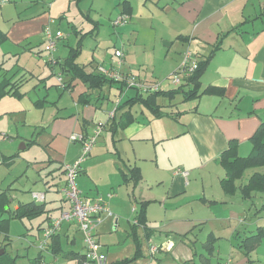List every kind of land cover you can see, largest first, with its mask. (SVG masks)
<instances>
[{
    "label": "crops",
    "instance_id": "1",
    "mask_svg": "<svg viewBox=\"0 0 264 264\" xmlns=\"http://www.w3.org/2000/svg\"><path fill=\"white\" fill-rule=\"evenodd\" d=\"M70 1L52 2L49 6L51 10L41 13L36 10L34 15L14 20L6 31L0 29V38H3L0 44L8 43L7 49L0 52V64L4 66L5 52L17 50L27 42L33 45L30 38L41 34L44 24L51 23L49 19L51 14L58 19L63 18L65 8L71 5ZM122 1L75 2L76 5L82 3L81 8L84 10L99 15L105 13L115 18L125 13ZM128 1L131 6L128 20L118 26L111 23L113 31L117 33H115L117 37L111 41L112 48H119L123 53L122 57H116L113 50L103 62L97 61L95 58L97 45L94 44L95 49H92L93 44L86 50L82 48L84 33L74 29L76 35L80 33L78 38H75V46L64 47L65 55L56 48L54 50L56 54L53 53L55 58L63 63L64 58L71 54V48L79 46L75 61L85 65L87 72L97 71V65H112L122 72L135 75L142 82L158 83L159 89L163 82L168 81L172 86L165 89H171L178 87L182 82L180 80L176 84L170 78L172 74L178 72L185 50H190L197 55L198 60H201L212 53L213 45L219 40L220 48L216 49L208 60L200 81L202 88L213 85L222 87L224 92L204 93L197 98L186 100L181 94L171 99L164 97L168 102L163 96H159L157 102L162 105V109L178 113L177 119L168 116L154 118L144 107L135 104L131 107L135 120L113 132L107 125L111 121L110 112L118 119L126 109L121 103L136 94V89L123 86L119 82L110 84L111 87L107 89L109 96L114 98V107L107 109L101 104V111L96 108L98 106L96 104L105 96L104 88L107 86L92 90V101L83 105L78 102L79 97L89 90L78 79L71 81L69 89H63L71 99L69 104L60 102L63 96L59 91H55L61 96L58 101L47 99V93L37 99L28 96V100L24 101L26 95H29L26 91L19 99L12 96L2 97L0 180L2 178L4 182H8L4 188L0 187V192L8 190L9 211L16 209L21 202L34 201L43 203L46 212L30 219V227L27 226L26 233L20 237L22 245L15 249L17 254L7 251L12 243L8 234L10 224L12 220L18 218L10 219L7 231L0 233V246L4 242L6 244L0 247V251L3 250L0 255L5 250L6 259L16 257L18 264V256L29 255L32 250H36L37 254L35 251V256L29 259L30 264L43 263L46 255H53L52 260L59 263L57 253L78 264V256L83 254L84 246L81 232L73 221L64 222L58 233L48 240L44 249L40 250L37 245L42 237L43 228L69 206L62 193L65 185L64 164L74 162L80 153L79 142L71 141L69 136L84 130L89 134L97 122H103L106 124L96 143L80 164L76 184L82 196L89 199L98 197L105 199L113 213L108 216L102 212L100 214L102 220L95 229L100 243L99 250L106 256L108 264L133 257L138 243V251L140 248L144 249V242L148 243L147 249L153 256L160 250L158 247L154 252L150 250L154 238L148 224L149 204L158 198L168 213V220L175 219L193 224V227H186V232L182 233L184 237L197 225L205 227L206 224H213V228L208 230L206 240L203 241L198 263L195 259H190L189 264H211L212 259L217 257V264H224L228 260L229 264H264V251H260L261 245L264 244V233L259 244L248 255L245 254L243 239L256 233V230L246 227L254 223L245 224L242 214L244 199L240 194L241 200L236 196L237 192L228 195L221 187L220 179L224 176L225 170L218 160L232 142L236 144L240 156L247 155L251 149L250 138L264 121V0ZM24 3L25 9L32 10L37 0H23L22 4ZM239 23L241 25L234 29ZM97 24L99 23L94 21L92 33ZM58 43H64V39ZM27 48L29 49L24 48L20 56L16 57L18 62L24 58L25 71L32 73L28 79L43 81L53 75L55 66L40 59L41 55L38 53L41 54V50ZM83 51L90 54L86 59H80ZM32 55L38 59L32 58ZM98 55L100 56L101 52ZM120 60L121 64L117 65L116 62ZM25 71L24 73L29 75ZM178 76L180 79L184 77L183 74ZM62 77L63 82L69 81V76L62 74ZM114 84L115 88L112 87ZM49 103L53 106L51 110L45 106L50 105ZM15 112L19 116L17 118L19 123L30 127L33 125L35 130L30 138L36 136L34 145L41 146L44 154V159L34 161L32 164L31 169L35 174L31 176L26 174L23 189L16 186L13 179L18 173L13 174L10 169L18 164L16 159H19V150H22L20 147L17 149L16 145L24 141L27 147L26 143L30 138L25 139L26 137H23L25 133H19L17 129L15 137L10 135L12 130L8 121ZM102 117L103 119H98ZM12 123L16 127V119L12 120ZM133 166L139 167L142 174L147 172L148 177L153 174L150 186L161 187L165 194L158 195V198L156 195L152 197L143 195L138 185L143 180L142 174L136 186L123 183L120 172ZM58 193L60 199L56 197ZM141 202H145V227L135 219L136 210ZM10 203L15 204L13 209L9 207ZM1 217H8V213L2 214ZM23 219L25 218L20 220ZM256 226L264 228V225ZM39 230L41 235L37 237L38 232L35 231ZM133 236H136L137 241ZM125 247L130 250L127 256L122 255ZM167 249L169 248L166 247ZM223 249L225 252L221 254ZM54 250L57 253H54ZM234 250L243 254L241 262L225 260L229 255L232 257ZM146 251L148 254V250ZM74 253L78 256L74 257ZM182 259L183 257L179 256L177 263L181 264ZM149 264H153L152 259Z\"/></svg>",
    "mask_w": 264,
    "mask_h": 264
},
{
    "label": "rangeland",
    "instance_id": "2",
    "mask_svg": "<svg viewBox=\"0 0 264 264\" xmlns=\"http://www.w3.org/2000/svg\"><path fill=\"white\" fill-rule=\"evenodd\" d=\"M6 1V0H5ZM23 0H9L6 2H1L0 1V29L3 31H6L10 24L14 23V20L17 19H23L24 17H27L28 15L30 16L31 14L35 13L36 10H39L41 13L43 11H48L51 10L49 7L50 4L57 2L58 0H37V4L34 5V8L31 9H25V3L22 4ZM35 1V0H33ZM51 1V2H48ZM76 0H71L69 3H71L70 6L66 7L64 12H63V18L58 19L57 16H54V14H51L50 20H51V25L53 26L52 29L55 30L57 27H60V30L64 34L61 39H64V43H58L57 49L59 48L60 51L65 55L64 52V47L68 48L69 45L75 46V41L80 35V33H84V37L82 39L83 46L82 48H86L92 45V49H95L94 44L97 45L96 48V54L95 58L96 60H101L100 62H103V59L108 58L110 53H113V50L115 51V48H112L111 41L113 40L115 36V31H113V27L111 24V21L113 20L114 17L108 14H94L91 11H87L81 8V4L76 5ZM15 5V6H14ZM54 11L55 8H54ZM34 15V14H33ZM53 15V16H52ZM57 15V14H55ZM116 18V17H115ZM48 19V21H49ZM47 21V22H48ZM94 21H97L99 24H97V28L91 32V29H93V23ZM46 22V21H45ZM74 29H79L81 32L76 35L74 33ZM117 34V33H116ZM119 35V34H118ZM77 37V38H76ZM120 38H123L119 36ZM76 38V39H75ZM60 39V40H61ZM44 38H43V33L38 34L36 36H33V38H30V42L34 43L33 45L29 44V42L24 43L19 47L17 50H9V52H5L3 56L5 57L4 59V67L7 68V74L8 75H13V78L20 76L21 74L24 73L25 69L23 66L24 58L19 60L17 57L20 56L21 51L25 49H29L27 47H31V49H37L41 50V57L44 62L48 61L50 57L55 58V52L53 51L52 53L46 51L44 49ZM121 41V39H119ZM117 41V38H115V42ZM59 42V41H58ZM114 43V42H113ZM8 43H6L7 45ZM5 44H0V52H4L6 48ZM55 48V49H56ZM4 49V50H3ZM99 52H101V55L99 56ZM55 53V54H53ZM90 54L87 51H83L82 55L80 56V59H86ZM17 56V57H16ZM1 57V56H0ZM31 57V56H30ZM102 57V58H101ZM32 58H36L34 55H32ZM57 59V58H55ZM106 62V61H105ZM48 64V63H47ZM51 65V64H49ZM49 65H46L48 68H51ZM52 66L54 67V74L50 75L47 77L45 80L40 81L39 79H28L25 84L22 85L21 90L26 91L29 93V95H26L24 101H27L28 96L31 97V99H37L43 97V94L47 93V99H57L61 96H63V99L60 102H67L68 104L71 102V99L68 98V93L66 91H63V86L62 83L57 80V75L61 74L60 71V66L59 64H54ZM29 73L28 71H25ZM27 76V74H25ZM173 74L171 75V81H172ZM63 78V77H62ZM107 87L104 88V97H101L96 105H98L96 108L100 110V105L102 104L103 107H107V109H111L114 107V98L110 97L108 94L107 89L111 86L106 85ZM115 84L112 86L115 88ZM172 85L168 82L165 81L161 85V89L165 88H170ZM55 91L62 92V95L59 96L58 93ZM129 92L131 93L132 90L130 89ZM163 99L168 102L166 98L163 97ZM57 103V102H56ZM50 104V103H49ZM46 109L51 110L53 109L52 104L48 105L45 104ZM31 111H34L33 109L30 108ZM15 112L12 116V118H9L8 125H10V128L12 130L10 135H13L15 137L16 135V129L18 130L19 133L23 132L25 133L23 137H26L25 139H29L33 131L35 130L33 125L32 127L28 125H24L22 122H18L17 118H19L18 114ZM26 113H28L26 111ZM16 119V127L15 124L12 123V120ZM98 119H103L98 118ZM24 144V141L18 142L16 145L17 149ZM22 150L20 151V157L19 159H16L17 163L14 165L10 171L15 174L14 176V181L16 183V186L20 187L23 189L25 186V181H26V174L28 175H33L35 174L33 169H31L32 164L34 161H38L41 159H44V154H43V149L41 146L34 145L33 143L28 145L25 148H20ZM6 153V152H5ZM26 157V158H23ZM79 157V156H78ZM30 160V162H27V160ZM258 170H264V168H257ZM255 169H248L245 173L244 176L240 181L244 182L247 180L250 173H252ZM7 172L8 169H5ZM142 174V173H141ZM147 172L146 174H142L143 180L140 184H138L142 191L143 195L146 196H154L158 198L160 194H165V190H163L161 187L157 186H150L149 182L150 179L154 176L153 174H150V176ZM11 180V179H10ZM7 182H4L3 179L1 178L0 180V187L4 188L5 185H7ZM77 183V180H76ZM155 183V182H154ZM21 194V193H19ZM59 194V193H58ZM239 200L240 196L239 193L237 192V195ZM58 199L61 198L60 194L56 196ZM160 198L156 201H152L149 204V217H148V224L149 227L153 231V242L150 244V247L153 245L158 247L160 250L157 251V253L153 256L149 254V249H147L148 243L144 242L143 248H140L137 255H135V258L132 263L134 264H149L151 259L153 260V264H178L177 259L179 256L183 257L181 264H189L190 259H195V262L198 263L200 254L202 252V244L203 241L206 240L207 233L209 232L208 230L210 228H213V224L209 223L206 224L205 227H201L200 225H197L194 230L190 231L186 237L182 235V233L186 232L185 229L186 227H193L192 223H189L187 221H179V220H168V213L163 207V203L160 202ZM244 201V206H243V211L242 214L245 218V224H250L254 223V225H250L249 227H246L247 229L252 228L253 231L256 230V225H264V209L261 208V205L264 203V196L260 193H254L253 196L250 199L243 200ZM241 202V201H240ZM9 207H12V209L15 207L14 203H10ZM23 222V223H22ZM35 222L33 221V225ZM30 227V219H23L21 221L20 219H14L12 220L10 224V229H9V236L11 237L12 243L11 246H9L7 251L9 250L13 254H17L16 248L19 249V247L22 245V242L20 240V237L26 233V227ZM35 230V227H34ZM243 230V229H242ZM252 231V232H253ZM36 233L38 232L39 237L40 230L35 231ZM192 232V233H191ZM194 241V242H192ZM156 243V244H155ZM152 245V246H151ZM166 247L169 249L166 250ZM148 250V254L147 251ZM19 251V250H17ZM35 251L32 250L29 255H23V256H18V264H30V258H33L35 256ZM260 251H264V244L261 245ZM142 252L144 254H142ZM225 252V249L222 250L221 254ZM130 250L125 247L122 250V255H129ZM37 254V251H36ZM220 254V255H221ZM3 254H1L2 256ZM3 256H7V254H4ZM53 256V255H52ZM51 255H46V260L43 262V264H75V261L72 259H69L63 254L57 253V256L60 260L59 263H55V261L52 260ZM153 256V257H152ZM220 257V256H219ZM228 259H233L232 262L237 263L241 262L243 259V254L240 251L234 250L231 255L227 256L225 260ZM230 260V261H231ZM218 257L213 258L211 264H217ZM131 263V264H132Z\"/></svg>",
    "mask_w": 264,
    "mask_h": 264
},
{
    "label": "trees",
    "instance_id": "3",
    "mask_svg": "<svg viewBox=\"0 0 264 264\" xmlns=\"http://www.w3.org/2000/svg\"><path fill=\"white\" fill-rule=\"evenodd\" d=\"M121 4L123 5V12H125V14L128 13L129 15L130 9H131L129 1L123 0ZM241 23L234 26V29L238 28L241 25ZM47 24H49L50 28L52 29L50 22H48ZM45 25L46 24H44V26ZM113 26H118V25L113 24ZM43 28H42V33H43ZM2 39L3 38H0V41ZM43 41H44V49H45V40ZM79 48H80L79 46L75 48H71L72 49L71 54L64 58L63 63H60L57 59L53 57L52 58L50 57L49 60L46 61V63L51 64V65L58 63L60 65L61 73L69 76V81H67L68 83L67 84L66 82H63L60 74L57 75V80L60 82H63L62 83L63 89H69L70 83L74 79L80 80L87 87L89 92L83 93L79 97L80 101L78 102H80L83 105L90 103V101H92L91 100L92 90L101 89L104 85H110L112 83L119 82L121 83V85L126 86L124 83L120 81H116L114 79H110L106 77L104 74H101L100 72L96 70L87 72L85 69V65L79 64L75 61V57L79 53ZM219 48H220V42L218 40L216 41V43L213 45L211 49L212 53L208 55V57H205L201 60H198L197 55L192 53L194 57L196 58L197 67L189 75L183 74L184 77L180 79L182 80V82L176 88L141 91L138 88L131 87V88L136 89V94L128 97L126 100H124L121 103V106L126 107V109L122 112V114L120 115L118 119H115L114 116L110 118L111 121L109 122V124H107L109 126V129H111L113 132L116 129L124 128L126 125L133 122L135 118L131 112V107L135 104H139L142 107H144L146 110L150 112L151 116L154 118L168 116L173 119H177L178 113L172 112V111H166L162 109V105H160L157 102V98L159 96H163V97L171 99L175 95L181 94L183 99L186 100L190 98H197L204 93L222 94L224 92L222 87L220 88V87L211 85V86L202 88L201 81H200V77L207 67L208 60L212 56L213 52ZM38 55H41V54L38 53ZM25 74L26 73H23L22 75L13 78V75L7 74V68H5L3 65L0 64V99L4 96H12V97L19 99L25 95L24 91L21 90V86L25 83V81L29 77H31L32 73H29V75L27 76ZM43 101H45V98L43 99ZM98 123L99 122L95 124L92 132L89 134L86 133L85 130L84 132H77V133H82L85 137L93 136L95 134ZM100 123H102L103 125L101 129L99 130L98 134L95 136L94 144L96 143L97 137L99 136L100 132L102 131V129L104 128L106 124V123L104 124L103 122H100ZM70 136H69V139H70ZM70 140L79 142L80 153H81L80 141L72 140V139ZM35 142H36V136H34L33 138H30L28 142L26 143V146L32 143L34 144ZM250 142H251V149L247 155L240 156L237 152L236 144L232 142L229 144V147L226 150H224L218 158L219 163L223 166L225 170L224 176L220 179V184L224 192L228 195H233L234 193L238 192L241 198L244 200L250 199L254 193H260L264 196V170L254 171L251 175H249V177L247 178L245 182L240 181L242 177L244 176V172L247 169L264 168V121L260 123L256 131L253 133V135L250 138ZM79 169H80V165L78 168V172H79ZM78 172H77V175H78ZM120 173H121V178H122L123 183L136 186L141 180L140 169L137 166L129 167L127 170H122ZM65 181H66V176H65ZM238 181H240L241 183ZM7 192L8 190H4L0 192V233L7 231L8 221L10 219H13V218L32 219L46 212L43 203H36L34 201L25 202V203L21 202L18 204L16 209H14L13 211H9V208H8L9 195ZM261 208L264 209V203L261 205ZM136 211H137V215L135 219L137 220V223L145 227V223H146L145 202H141ZM4 213H8V217H1V215ZM263 233H264V228L262 226H258L256 227V233L254 235L249 236L246 239H243V245L245 247V254L248 255L249 252L252 251L259 244V242L262 239ZM133 237L137 241L136 236H133ZM6 240L8 241L9 238H6ZM4 245H6L5 242L0 247H3ZM138 247H139V243L137 245L135 255H137L138 253ZM6 253L7 251L4 250L3 255ZM54 253H57V251L54 250ZM68 254L69 256L71 255L70 253ZM3 255L2 256L0 255V264H17L16 259H15L16 257H11L9 259H6L5 256ZM135 255L131 258H126L119 262H116L115 264H131L135 258ZM77 256L78 254L74 253V257H77ZM83 258H84L83 254L78 256V260H79L78 264H81Z\"/></svg>",
    "mask_w": 264,
    "mask_h": 264
},
{
    "label": "built area",
    "instance_id": "4",
    "mask_svg": "<svg viewBox=\"0 0 264 264\" xmlns=\"http://www.w3.org/2000/svg\"><path fill=\"white\" fill-rule=\"evenodd\" d=\"M5 1V0H2ZM129 18L128 14H120L112 20L114 25H120L126 22ZM63 33L60 29L52 30L49 24H46L43 28V38L45 40V50L52 53L57 47L58 41L63 37ZM116 57H122V51L117 48L114 51ZM52 58V57H51ZM54 61V60H53ZM121 60L116 64L120 65ZM197 67V61L190 50H185L183 58L178 68V72L174 73L172 77L173 83L180 82L178 74L189 75ZM97 71L104 74L110 79L120 81L128 87L138 88L141 91H150L159 89L158 83L148 84L142 82L135 75L131 73H125L114 66L97 65ZM60 79V78H59ZM110 117L113 116V112H110ZM102 123L97 124L95 134L93 136L85 137L82 133H73L70 136L72 140H79L81 143V153L79 157L73 163L64 164V172L66 176L65 185L62 188V193L65 200L68 201L69 206L66 210L60 212V214L53 218L42 230V237L38 242V248L44 249L48 240L58 233L64 222L73 221L77 225L78 230L81 232L82 241L84 246V258L81 264H108L106 256L100 252V243L97 240L95 229L101 222L100 214L105 212L108 216L113 213L105 199L98 197L95 199H89L82 196L81 191L76 184V175L80 163L85 160L95 142V136L98 134L102 127ZM186 174V172H183ZM156 246H152L150 250L156 251ZM35 264H43L37 262ZM224 264H229V260Z\"/></svg>",
    "mask_w": 264,
    "mask_h": 264
},
{
    "label": "water",
    "instance_id": "5",
    "mask_svg": "<svg viewBox=\"0 0 264 264\" xmlns=\"http://www.w3.org/2000/svg\"><path fill=\"white\" fill-rule=\"evenodd\" d=\"M24 147H25V145L22 144V146L20 148H24ZM2 252H3V250L0 251V253H2Z\"/></svg>",
    "mask_w": 264,
    "mask_h": 264
}]
</instances>
